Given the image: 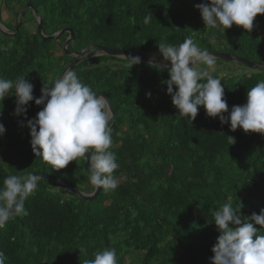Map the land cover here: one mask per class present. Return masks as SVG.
Instances as JSON below:
<instances>
[{"label":"trees","instance_id":"1","mask_svg":"<svg viewBox=\"0 0 264 264\" xmlns=\"http://www.w3.org/2000/svg\"><path fill=\"white\" fill-rule=\"evenodd\" d=\"M203 2L3 0L0 7L13 17L29 5L27 12L40 17L43 35L70 28L73 41L66 51L62 47L68 34L43 41L37 21L33 33L24 22L15 33L13 26L10 36L0 32V77L15 81L25 75L39 98L43 84L50 86L73 61L65 62L68 52L94 45L161 60L160 43L178 46L186 38L209 53L264 66V35L260 38L258 32L264 31V15L254 18L251 32L236 25L225 32L208 29L195 8ZM149 11L153 19L145 25ZM227 64L244 71L222 77L212 72L224 85L230 112L246 103L247 90L264 81V72L216 63ZM74 72L94 92L106 93L112 105L111 150L119 164L118 187L101 189L96 199L86 202L53 183L37 181L35 193L24 201L27 214L0 228L5 264H87L105 248L116 250L118 264H210L220 234L212 213L227 202L234 208L241 204L244 218L264 209V136L239 128L230 131L229 124L221 126L218 118L207 117L203 107L190 124L167 95L168 71L152 65L132 66L129 60L102 56L83 60ZM15 107V96L6 97L0 107L5 128L0 136V186L9 175L36 173L92 194L85 159L55 170L34 156L26 124L43 106L30 102L24 116L14 115ZM228 137L234 138L232 145Z\"/></svg>","mask_w":264,"mask_h":264},{"label":"clouds","instance_id":"2","mask_svg":"<svg viewBox=\"0 0 264 264\" xmlns=\"http://www.w3.org/2000/svg\"><path fill=\"white\" fill-rule=\"evenodd\" d=\"M195 8L208 29L225 32L236 25L251 32L254 18L264 15V0H205ZM152 19L149 11L143 23L147 25ZM158 49L160 63H155V55L149 63L160 71L168 70L167 95L181 117L191 124L203 107L207 117L218 118L221 126L229 124L230 131L239 128L245 133L264 136V81L247 90L245 104L233 106L229 112L224 85L212 75L217 63L214 55L201 49L191 38L178 46L160 43ZM128 59L132 66L141 62L139 57ZM33 87L25 75L15 81L0 77V107L10 96L16 97V116H24L26 106L32 101L36 106H43L26 124L34 156L42 158L55 170L85 159L91 185L96 190H115L119 164L111 150L113 113L109 100L83 84L72 70H66L51 86L43 84L39 98L33 96ZM4 132L0 124V136ZM228 140L230 145L235 142L233 137ZM39 179L32 174L9 175L4 179L0 186V228L15 216L27 214L24 201L35 193ZM240 208L241 204L234 208L227 202L212 213L220 234L211 250L210 264H264V209L259 215L253 213L244 218ZM5 260L4 253L0 252V264H5ZM87 264H118L117 252L114 248L97 251Z\"/></svg>","mask_w":264,"mask_h":264},{"label":"water","instance_id":"3","mask_svg":"<svg viewBox=\"0 0 264 264\" xmlns=\"http://www.w3.org/2000/svg\"><path fill=\"white\" fill-rule=\"evenodd\" d=\"M29 9H30V6L26 5L21 10L20 18L18 20V23H16V25L14 27V30H13L14 33L17 31L18 27L22 24L23 19L25 17V14H26L27 10H29ZM33 14L35 15L36 21H37V33H38L39 37L43 41H46V40L54 41L59 36H61L63 34H68L69 35V37L63 43V47H62L63 50L66 51L68 45L73 41V34L71 32V29L70 28H65V29L61 30L60 32H57V33H55V34H53L51 36H45V35H43V33L41 31L40 17L37 15V13L35 11L33 12ZM5 35H7V34H5ZM10 35H12V34H9L8 36H10ZM210 54L214 55L217 58V60H219V61L236 63V64L242 65L244 67H248L250 69H254V70H258V71L264 72V66L256 65V64H254L251 61L242 60V59H240L238 57H235V56H232V55L221 54V53H210ZM102 56L110 57V58H116V59H121V60H129L128 58L139 57L140 61H141L140 63L147 64V65H151L149 63V61L152 59V57L146 56V55H137V54H133V53L122 52L120 50H111V49H106V48L98 47V46H94V45H88L85 49H83L82 51H80L78 53H72V52L70 53V52H68V57L73 58V61L68 65L66 70L74 71L75 67L77 65H79L83 60H86V59H89V58H94V57H102ZM155 63L159 64L160 63V59L156 58ZM165 63H167V62H165ZM164 71H168V70L165 69ZM97 95H103V96H105L108 99L107 94L104 93V92L97 93ZM110 106H111V111L113 113V117H112V120L110 122V125H111V123L114 120V112H113L111 103H110ZM88 167H89L88 162L85 160L84 170L90 175V173L88 171ZM32 175L38 176L40 178L39 180H43V181L48 182V183H53V184L56 185V187L63 188L65 190H67L69 193H71L73 196H75L77 199H79L81 201H86V202L92 201V200L96 199V197L99 195V193L101 191V189L100 190H96L94 188L92 194H84V193L78 192L74 188L62 183L60 180H58L55 177L46 176V175H42V174H36V173H34Z\"/></svg>","mask_w":264,"mask_h":264},{"label":"rangeland","instance_id":"4","mask_svg":"<svg viewBox=\"0 0 264 264\" xmlns=\"http://www.w3.org/2000/svg\"><path fill=\"white\" fill-rule=\"evenodd\" d=\"M2 1L3 0H0V3ZM20 13H21V11H20ZM20 13L18 12V14H16V16L13 17L12 14H9L8 10L4 9L3 6H1L0 7V31L7 34V35L11 34L12 28L17 23V19L19 18L18 16L20 15ZM23 22H24V24L27 25V30L30 33L35 32V30H36V18L34 17V15L30 11H28L25 14ZM258 32L260 33V38L263 37L264 31L260 29ZM210 43L212 44L213 42L211 41ZM69 58L70 57H67L65 59V62L70 61ZM240 69L241 68H238L237 66L231 65V64L223 65L222 67H219L218 65H216L215 70L213 72H215L219 77H222L224 75L226 76V75H229L231 73L235 74L237 71L238 72H244L243 69L242 70H240ZM246 72H248V70H246Z\"/></svg>","mask_w":264,"mask_h":264}]
</instances>
